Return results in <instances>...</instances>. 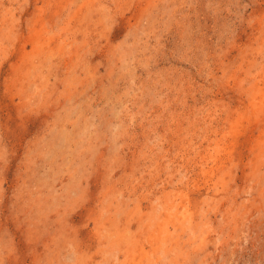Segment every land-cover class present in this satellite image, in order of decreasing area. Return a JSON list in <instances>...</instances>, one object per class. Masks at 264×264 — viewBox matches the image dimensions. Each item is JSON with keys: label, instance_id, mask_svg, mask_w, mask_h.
I'll list each match as a JSON object with an SVG mask.
<instances>
[{"label": "rangeland", "instance_id": "obj_1", "mask_svg": "<svg viewBox=\"0 0 264 264\" xmlns=\"http://www.w3.org/2000/svg\"><path fill=\"white\" fill-rule=\"evenodd\" d=\"M0 264H264V0H0Z\"/></svg>", "mask_w": 264, "mask_h": 264}]
</instances>
